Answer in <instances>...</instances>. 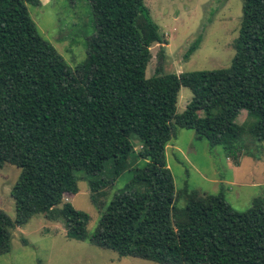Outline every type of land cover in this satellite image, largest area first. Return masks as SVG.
I'll use <instances>...</instances> for the list:
<instances>
[{"label": "trees", "instance_id": "16d2710c", "mask_svg": "<svg viewBox=\"0 0 264 264\" xmlns=\"http://www.w3.org/2000/svg\"><path fill=\"white\" fill-rule=\"evenodd\" d=\"M86 1L94 33L71 71L27 12L39 0H0V169H19L9 190L13 220L0 211V255L10 231L33 215L60 220L70 240L85 239L86 215L62 202L77 192L80 173L100 210L88 239L97 248L154 264H264V194L237 212L221 192H190L178 209L164 154L176 128L234 161L246 134L264 143V0L242 1L227 68L149 78V48L165 42L143 0ZM180 87L191 98L176 114ZM240 111L254 119L246 128L236 123ZM132 139L144 164L131 185L141 190L102 206L99 191L128 167Z\"/></svg>", "mask_w": 264, "mask_h": 264}, {"label": "rangeland", "instance_id": "374dc122", "mask_svg": "<svg viewBox=\"0 0 264 264\" xmlns=\"http://www.w3.org/2000/svg\"><path fill=\"white\" fill-rule=\"evenodd\" d=\"M243 0H143L152 21L165 44L150 46L151 59L145 77L155 74L209 71L227 68L233 56V44L239 27ZM40 5H26L39 36L49 43L71 70L86 58V40L94 33V20L86 0H39ZM200 36L197 48L185 59L190 44ZM159 51L162 54L159 55ZM162 56V57H160ZM191 92L180 87L175 113L183 111ZM254 121L240 111L236 123L245 128ZM128 156V167L105 189L97 201L105 206L111 198L125 190H141L131 185L135 170L143 166L136 157L138 143ZM165 162L171 174L175 207L185 205V194H223L225 202L237 212H245L252 201L264 194V143L244 136V149L235 161L227 158L221 147L210 148L190 130L175 129V137L165 146ZM19 175L15 166L0 169V211L14 218V203L9 190ZM77 192L64 195L75 210L86 215L83 241L65 237L63 223L45 215H33L21 227L10 231L9 250L0 255V264H154L148 261L118 257L109 250L91 245L100 210L90 202L88 184L80 173ZM106 177L105 174L102 178ZM103 209V208H102ZM101 209V210H102Z\"/></svg>", "mask_w": 264, "mask_h": 264}]
</instances>
